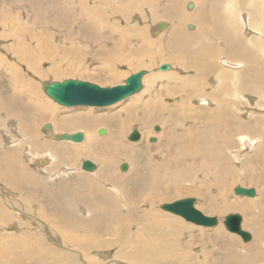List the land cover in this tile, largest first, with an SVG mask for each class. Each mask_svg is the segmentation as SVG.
<instances>
[{
	"label": "rangeland",
	"instance_id": "374dc122",
	"mask_svg": "<svg viewBox=\"0 0 264 264\" xmlns=\"http://www.w3.org/2000/svg\"><path fill=\"white\" fill-rule=\"evenodd\" d=\"M138 1L141 3L139 11H133L134 13L131 14L132 16L136 14V16L138 15L140 17L139 23H137L138 21H133L135 17L133 18L131 14L123 17L122 15L120 16L119 12H114V15L107 12L111 10L109 3H111V6H114L112 7L113 9H118L119 6H129L130 3H134L131 0H0V15L3 17L2 21H0V156L5 160V163H8V158L17 160L21 173L31 175L33 178L42 182L40 183L41 186L30 182L22 185L16 176L18 180L13 179L7 183V181L2 179L5 178V175L1 172L0 167V264H48L51 260L54 261L50 264H220L223 260H228L229 257L239 260L240 258L233 256L229 252L233 250L220 240L221 236L214 237L218 229L224 235L235 239L239 245H246L248 242H251L253 233L252 230L246 227V224L249 223L247 213L240 209H225L222 212L217 211L220 205L219 192L221 188L215 180L221 174L223 176V179H221L224 183L229 181L223 189L224 199L227 203L240 202L242 199L246 201L257 199L259 187L256 184H248V181L251 179L249 166L252 164V155L257 150H260L261 142L264 140L263 122L261 124L263 136H257L244 127L239 130H237L238 128L235 129L230 134L232 145L224 148L223 154L220 155L222 158L216 164L214 161L208 160L205 153H199L198 156L185 161L181 159L175 160L174 158L177 155L179 157L183 156V150L186 147L205 140L199 137L203 132L204 123L210 127L211 123L216 122L217 133H222L221 136H223L224 130L221 126V120L216 113H205L203 110L205 106L195 105L197 103L195 96L194 98L188 99L186 106L181 105V102L184 101L178 96L176 98H168L166 96L171 95L168 91L172 88V83H177L178 80L176 78L189 77V75L198 73L202 67L204 69L207 68L211 73L216 74L220 72V68L216 63L217 59L222 56L229 58L230 61H242L244 63L248 76L245 74V70L243 71V67L239 68L237 70V80L241 84L239 88H245L246 84L251 82L252 77L264 75V56L261 54L263 42L253 41L252 46L254 48L258 47L259 49V51H256L254 58L231 57L229 53L242 54L225 49L229 45L226 44L224 38L220 36L211 37L203 34V32L210 30L211 26H213V19L216 14V11H214L211 23L206 24L204 20L198 18L195 22L182 23L179 28L188 39L194 37L191 35L195 34L196 36L201 32L200 34H203L204 38L198 35L197 38H203V41L219 42L222 40L224 45H219L215 54L207 55L202 45L197 46L194 44L193 51L191 52L182 51L180 48L177 49L181 53V58L183 56L191 57L192 60L190 61L183 60L179 62L174 58L175 62L172 59L171 53L167 50L163 51V49V55H158L152 60L153 64L155 63L154 66L152 64L149 67L142 63L143 66L136 67L138 62L136 60L134 62L132 59L117 62L111 54L116 55L119 52L108 50H112L113 47L111 46H119L117 39V31L119 28L129 30L131 24L134 25L133 27L145 25L144 50L152 51L155 56L158 54L159 49L156 45L151 47L153 42L162 40L159 45H162L164 42L166 43L167 40L164 39L166 31L174 26L177 27V20L169 18L173 5L180 7L181 12L185 10L183 12L185 14H195L198 10L197 0H195L196 5L194 0H174L173 4L172 2H168V0H155L153 7H148L144 0ZM215 1L217 0H213V2ZM245 1L246 5H243L242 8L248 10L250 3L249 0ZM232 2L235 3V0H232ZM223 3L226 6V10L228 8L231 9L229 4L227 6V0H224ZM218 11L221 13V8ZM101 12L106 14L103 20L99 19ZM227 13L230 12H223L225 18ZM230 14L233 16L232 13ZM160 16L164 17L159 18ZM104 20L106 22L103 25ZM157 20L164 21L166 27L158 36L153 37L150 32V27L152 24L158 22ZM87 21L91 24H87ZM187 24H191L193 28L188 29ZM258 24L261 25V22L259 21ZM94 26H96L97 32L93 34L92 28ZM196 26L200 27V29L195 31V33H191L197 29ZM184 28L189 32H186ZM214 30L219 35L218 29L215 28ZM89 31L91 33L88 35L92 37L91 40L83 35ZM134 38V36L129 38L130 40L132 39L131 43L128 41L130 43V49H136L135 46L139 45V43H136L138 40L136 39V41ZM128 51L129 49L125 52L123 51L124 57L130 56ZM245 53H247V49ZM259 56H263V58L260 59L258 58ZM148 57H146L147 61L150 58ZM195 57L198 58L193 61ZM207 59L213 62L211 67L206 66L204 60ZM165 63L170 66V70L168 71H173L170 76H168L167 70L161 71L158 69L160 65ZM108 66H113V70L120 74L115 80L105 78V72L109 68ZM139 69H148L147 74L142 79L141 90L122 101L106 107H65L55 102L43 92V83L62 81L68 78L85 79L84 81L89 80L88 82L96 83L104 87L122 84L128 75ZM222 69L227 74L221 76V86L231 89L229 83H231V75L235 71L225 68ZM156 71L161 73L158 74ZM163 72L165 73L162 74ZM198 80L202 81L201 78ZM208 86L204 88L206 89L205 91L204 89L202 90V93L208 92ZM240 89L239 91L247 97L254 98V95L257 94L250 92V88L248 91L246 90L248 93ZM213 90H210L205 95L212 94V92L215 93ZM215 91L217 90L215 89ZM199 93H201V90L196 95ZM230 94L228 93V96ZM262 96H264L263 93ZM261 99L263 101L260 102L263 103L264 98ZM145 100H155L156 104L158 106L160 105V110L166 109V114H161L163 116L161 120L157 119L153 123L150 122L151 124L148 130L140 123V120L145 115L144 110L141 111V116L137 117V114H134V116L128 118L123 123L126 129L121 136L122 139H120L119 142L121 143L119 144L122 150H127L130 158L124 155V159L123 154L118 155L119 149H112L107 145L105 148L107 155L106 153L102 154L99 147H95L92 149V155L90 157H80L82 156L81 153L80 156L77 155L75 161L72 160L70 162L66 158L59 157V155L48 147H60L64 146V143L76 145L67 140H58L55 138L56 135L53 137L55 140L51 139L49 130L43 129V125L46 124H50L52 130L55 127L61 128L60 121L74 115H83L86 118L85 127H72L69 129L72 132L78 129L85 130L86 132L85 142L76 146L89 145L90 143L97 144L109 138L110 141L114 140V138H117L116 132L121 125L114 121L111 124L107 122L96 123L94 118L109 119L115 116L118 120H122V111L129 104L134 103V106L138 102L135 110L144 109L141 106L149 108ZM224 101H229L233 106L238 105V102L230 96L226 100L224 99ZM3 102H7V109L2 107ZM43 105L45 108L51 109V112L48 109L43 111L37 110L38 107L42 108ZM229 107L232 106L230 105ZM238 108L239 106L236 108L233 107L229 111L237 123L252 126L258 121L255 118L260 114L241 115L237 113ZM10 109H13L12 114L8 111ZM173 111L178 115L176 119L175 117H171V112ZM37 112L39 113L37 114ZM197 112H204L205 117L201 118ZM211 119L213 120L211 121ZM204 120L205 122L203 123ZM28 123L35 127V135L32 141H29L25 137V135L31 136L27 131L26 124ZM101 126L106 128L107 132L103 136L97 134V129ZM155 126H159L160 130H154ZM14 128H17L16 130L20 131V134H23V136L21 137L13 133ZM134 128L140 132V139L138 141H130L127 139L128 134ZM230 128H234V125ZM71 131L63 132L70 133ZM57 132L59 133L60 131ZM170 132L176 135V138L173 139L175 144H172L171 147L167 144V136ZM191 132H194L192 134L197 138L195 142L190 139L192 137L189 136L190 138H188V133L191 135ZM82 133L84 135V132ZM171 133L170 135L172 137ZM241 134L256 138L257 143L241 160H236L231 156L230 151L239 147L238 136ZM152 137L156 138V141L150 142L149 138ZM214 138H216L214 141L206 139V144H210V152L215 151L218 153L221 151L220 146L222 145L223 139H218V136ZM247 145L249 150L253 147L249 143ZM76 148L79 150L84 149L82 147ZM46 151L55 157L54 161H51L52 165L48 166L47 170L44 171L43 169L44 172L42 170L38 171L33 158L41 154L43 155V152L45 153ZM98 152H101L100 154L105 156L102 157L105 163L110 162L112 170L110 182H107L108 180L99 181L97 179L103 173L101 169H96V166L98 168L101 167L100 162L94 155ZM108 153L110 156H108ZM209 157L211 159L213 155L209 154ZM145 158L147 160L149 158V161ZM205 159H207L213 169L208 175H202L199 170H186L187 166H193L194 162L201 163ZM84 160L94 161V170H96L92 172L82 169V161ZM5 163L3 164L5 165ZM123 163L127 165V169L121 171L120 166ZM63 165L68 166L74 171H66L65 169L62 171ZM6 166L8 167V165ZM148 167L154 168L153 173L157 177H167L166 179H169V181L165 180L164 182L167 186L165 184V187L156 186L158 189L153 185L150 187L152 182L150 178H147L146 185H141L138 179L145 172L149 175ZM74 168H76L77 172ZM218 169H222V171H219L217 174L216 171ZM228 170L230 173H227ZM153 173L151 172L150 175ZM85 175H89L91 177L90 179H93L92 182L85 184L84 182H79V177L85 179ZM226 175L227 177H225ZM153 182H155V179ZM156 182L161 183L162 179L158 178ZM61 185H63L61 189L66 186L72 190L69 195L74 198V200H69L70 198L67 195L58 193L57 198L71 208L67 212H65V207L55 212L51 203V197L49 196V192L51 193V191L56 189L59 190ZM235 186L252 187L256 190V194L253 197L236 195L233 193ZM87 187H96L94 190L97 193L102 190L106 192L103 200L100 199V202L103 201L104 203L92 206L91 203L94 201L93 197L95 193L94 190H88ZM123 188L127 190L125 196ZM77 192L85 197L76 199ZM92 192L94 194H91ZM190 197L195 199L194 206L202 213L218 219L216 226L204 227L194 223L192 224L180 216L164 211L160 207L164 203ZM207 206L214 211H208ZM113 207L117 210L118 214L123 216L124 223L122 222V228H119L115 223L99 219V216L102 215L108 218L112 212L110 209ZM93 209H96L95 211H98V213H94ZM230 213H239L242 216V229H245L252 236L249 241L244 242L239 235L226 230L223 220ZM67 216H72V219ZM92 219L95 227L86 228L83 221ZM168 219H171L175 223V228ZM111 224L113 225L112 231L108 232V226ZM137 232V238L131 241L129 238H132ZM177 233L179 234L177 235ZM124 236L126 237L127 243L121 250L128 251L130 249L133 251V254L126 255L123 251L124 255L122 258L118 256L120 252L114 243L115 241L120 242ZM148 238L153 240L155 243L154 247L151 246L152 243ZM164 241L167 243L169 241L170 244H163ZM98 242H107L108 247L100 248L101 246L97 244ZM29 247H32V250L28 254L30 256L26 258L23 255L22 249ZM245 248L243 247L244 252H247H245V255L238 248L234 252L238 256H247L250 260L255 259L252 264H262L264 262L263 245L260 244L258 246L259 249L257 248L256 250H245ZM53 252H56L57 255L59 254L57 259ZM128 257H134L138 261L146 259L147 263H133L128 261Z\"/></svg>",
	"mask_w": 264,
	"mask_h": 264
},
{
	"label": "bare ground",
	"instance_id": "6f19581e",
	"mask_svg": "<svg viewBox=\"0 0 264 264\" xmlns=\"http://www.w3.org/2000/svg\"><path fill=\"white\" fill-rule=\"evenodd\" d=\"M131 1H133L134 3H132V4L130 3L129 6H125V5L119 6L118 9H113L112 7H114V6H111V3H109V7L111 8V10H108L107 12L112 13V14L114 12L115 13L119 12L120 16L122 15L123 17H127L131 13L133 14L135 11H139V7H140V4H141L138 0H131ZM144 1L146 2V5L148 7H150V6L153 7V5L155 3V0H144ZM168 2H172V4H173L174 0H168ZM223 2H224V0H217L215 2H213V0H197L198 10L196 11L195 14H193V13L185 14V13H183L185 10L183 12H181V10L179 9L180 7H177L176 5H173V8L170 11L169 18H173V19L177 20V27L174 26L173 28H171V29L166 31V35H165V38H164V39L167 40L166 43L164 42L162 45H159V43L162 40H159L158 42H153L151 47L156 45V46H158L157 48L159 49L158 54L155 55V56H154V53H152V51H145L144 50L145 25H142L141 27H138V26L133 27L134 25L131 24V27H129V30H125L126 28H119L118 31L116 30L117 33H118V38L117 39L119 41L118 42L119 46L118 47L111 46V47H113L112 50H108V49L107 50L108 51H112V52H114V51H118L119 52V54H116V55L115 54H111V56L114 57L113 59H116L117 62L126 61L125 59H130V60L132 59V60H134V62L136 60V62H138L136 67L143 66V64L146 65V66H149V67L152 66V64H153L152 60L154 59V57H157L158 55L162 56L163 55V51H166V50L171 53L173 60L175 58L179 62H181L183 60L190 61V60H192L191 57H184L183 56L181 58V56H180L181 53L178 52L177 49L180 48V49H182V51L191 52V51H193V45L196 44L197 46L202 45L203 49L206 50L205 53H207V55H213V54L216 53V49H218L219 45H224V42L222 40H220L219 42L218 41H208V42L203 41V38H204L203 34H204L206 36H211V37L220 36L221 38H224L225 41H226V44L229 45L225 49H228V50H230L232 52H236V53L242 54V55H238V54L229 53V55L231 57H234V58H238V57H251V58H254L256 51H259V49H258V47L254 48L252 46L253 41H257V42L262 41L263 42V49L261 51V54L264 56V0H249L250 5L248 6V10L242 8L243 5H246V1L245 0H235V3H233L232 0H227V6L229 4L230 7H231V9L228 8V10L225 9L226 6L224 5ZM194 3L196 5V1ZM219 8H221V13H219V11H218ZM144 9L146 10V8H144ZM214 11H216V14H215V18L213 19V26H211L210 30H208L206 32H203V34H200L201 32H199L197 34L198 36H203V38L198 39L197 35L195 36V34H193L191 36H194V37L188 39L181 32L179 26L182 23H184V22L185 23L190 22V21L195 22L198 18H201L202 20H204V23H206V24L207 23H211ZM227 11L232 13L233 16L230 13H227L226 14V18H225L223 16V12H227ZM132 14H131V16H132ZM105 15L106 14H104V12L103 13L101 12L99 19L103 20V18H105ZM0 17H1L0 21H2L3 17L1 15H0ZM132 17L133 18L135 17V20L133 19L134 22L138 21L137 23H139L140 17H138V15L136 16V14H135ZM161 17H164V16H160L159 18H161ZM157 21L158 22L152 24L151 27H150V32L153 35V37L158 36L161 31L165 30V27H166V23L164 21H162V20L161 21L157 20ZM259 21L261 22V25L258 24ZM105 22L106 21L104 20L103 25H104ZM141 22L143 23V21H141ZM88 23L91 24L90 22L87 21V24ZM129 24H130V22H129ZM10 26H12V25H10ZM94 27H95V29H94ZM94 27L92 28V33L93 34L95 32H97L96 26H94ZM196 27H197V29H195L191 33H195V31L200 29V27H198V26H196ZM187 28L188 29H192L193 26L191 24H187ZM215 28L218 29L219 35L214 30ZM184 29H185L186 32H189L188 30H186V28H184ZM238 30H239V33H238ZM89 33H91V32L89 31L88 33H85L83 35H84V37H87V39L91 40L92 37L88 35ZM242 34H243V36H242ZM111 35H112V33H111ZM131 36H134L135 37L134 39L138 40V41L136 40L137 41L136 43H139V45L137 44L138 46H135L136 49H130L129 45L132 42V39L130 40L129 38ZM101 39H103V38H101ZM101 41H103V40H101ZM128 41H130V43ZM128 49H129L128 54H130V56L129 57H124L123 51L125 52ZM246 49H247L248 55H247V53L244 54ZM223 50H224V48H223ZM203 56H204V54H203ZM263 56H259L258 58L261 59V58H263ZM146 57L149 58L148 61L146 60ZM198 57H195V59L193 61H195ZM204 61H205V64H206L207 67H211V64L213 63L212 61H210L209 59L204 60ZM74 63H75V61H74ZM154 64H153V66H154ZM216 64L220 68V72H217L216 74L215 73H211L207 68L204 69L202 67L201 70L198 73L189 75V77L185 76V77L176 78L178 80L177 81L175 79L177 81V83H174V84L172 83V88H170V90L168 91L171 95H167L166 94L167 95L166 97H168V98L169 97H175L176 98L178 96L182 101L185 102V104H183L184 102H181L182 103L181 105L182 106H186V102L188 103V99L189 98H194V96H195V100H197V103L195 102L196 103L195 105L205 106V107H203V110L205 111V113H216L217 114V116L221 120L222 129L224 130L223 136H221L222 133H217L218 130H217L216 122L211 123L210 127H209V126L205 125V123H204L205 120H204L203 121V123H204L203 132L199 135V137L202 138V139H205V140L202 141V142H198V143H196L194 145H190V146L186 147L183 150V156L184 157L183 156L179 157L178 155L177 156L175 155L176 156V158H174L175 160H180L181 159L182 161H185V160H188L189 158H194V157L198 156L199 153H205L207 155L206 158L208 160L214 161V163L216 164V163H218L221 160L222 157L220 155L223 154L224 148L230 147L232 145L231 135L230 134L233 133V131L235 129L238 128L237 130H239V129H242L244 127L246 129H248L250 132H252L255 135H257V136H263V132L261 131V124L263 122V125H264V102L261 103L260 101H263V99H261V98H264V96H262V93L264 94V75L252 77L251 82L247 83L245 88H241L240 89L239 85H241V84L237 80V77H238L237 70L239 68L243 67V71L245 70L244 72L248 76V72L246 71L247 68L245 69L244 63L242 61H230V59L222 56V57H219L217 59V63ZM158 65H159V63H158ZM245 66H246V64H245ZM108 67L109 68L105 72V78H110V79L115 80L120 74L116 73L113 70V66H111V67L108 66ZM156 67H158V66H156ZM159 67H158V69H159ZM221 67L225 68V69H230V70L235 71V72L232 73V75H231L232 76L231 83H229V87H231V89H229L227 87L224 88V87L221 86V83H222L221 76L227 74L226 71L224 69H222ZM56 69H57V67H56ZM143 70H145L146 74H147V72H148L147 70L148 69L147 70L143 69ZM168 70H170V69H168ZM168 70L166 72H168L169 75L167 73H166V75H168V76H170V74L172 75L173 71H171L172 72L171 73ZM241 71H242V69H241ZM156 72L158 73V71H156ZM242 72H240V73H242ZM160 73H158V74H160ZM164 73L165 72H163L162 74H164ZM59 74H61V73H59ZM245 74H243V75H245ZM156 76H157V74H156ZM158 76L160 77V75H158ZM194 77H196V79H194ZM161 78H162V76H161ZM199 78H201L202 81L198 80ZM199 81H200V83L197 84ZM208 82H209V84H208ZM45 83H48V82H45ZM116 85H118V84H116ZM207 85H209L208 86V88H209L208 92L210 90L214 89L213 91L215 93L212 92V94H209V95L207 94L208 96L205 95L208 92L202 93V90ZM113 86H115V85H113ZM200 88H202V89H200ZM249 88H250V92H254V94L257 93L258 95L256 94V95H254V98L253 97L251 98V97H247L246 95H243L242 92L239 91V89L241 91H246V90L248 91ZM215 89L217 91H215ZM22 90H23V88H22ZM199 90H201V93L196 95V93ZM205 90L206 89H204V91ZM219 91H220L221 94L219 93ZM43 92H44V83H43ZM228 93H231L229 96L232 99H234V100H236L238 102L237 106H239V108L237 109V113H240L241 115L242 114H246V116L247 115H251L253 113H258L260 115L256 116V118H255V120H258V121L255 122L252 126H247V125H243V124L237 123V121L235 120L233 115L231 113H229V111L233 107L236 108L237 106H235V105L233 106L232 103H230L229 101H224V99L226 100L227 97H229ZM157 94H158V92H157ZM27 95H29V94L27 93ZM30 97H31V95H30ZM177 101H178V99H177ZM134 102H136V100H134ZM145 103L147 104V106L149 108L141 106L144 109H138V110H135L137 108V106H138V102L134 106H133L134 103H132L131 105L129 104V106L125 107L124 111H122V116H123L122 120H118L117 117H115V116H112L109 119L100 118V117L94 118V121L96 123L107 122V123L111 124L114 121L115 123H118V124L121 125L118 128L117 132H116L117 133V138H114V140H111V141H110V138H109L108 140H102V141H100L97 144L96 143L95 144L94 143H90L89 145L87 144V145H82V146H76V145H80V143L85 142L86 132H85V130H81V129H78V130H75L74 132H72L69 129L72 128V127H77V128L82 127V126L85 127L86 118L83 115H74V116H71L69 118L63 119L62 121H60L61 128L55 127V129L52 130V126L50 124H46V125H43V129L44 130H49L51 139H54L53 137L56 135L55 138L58 139V140H67V141H69L71 143L76 144V145H65L66 143L62 142V143H64V146H60V147H55L54 148V150L56 152H58V153H60L62 155H66L63 158H66L70 162H72V160L75 161V159H77V155L80 156L81 153H82V156H80V157H90L92 155V149L95 148V147H99L101 149L102 154L106 153V155H107V152L105 151V148H106L107 145L109 147H111L112 149H119L118 155L119 154L120 155L123 154V156L125 155V156L129 157L128 156L129 153L127 152V150H122L121 146L119 144V143H121V142H119L120 139H122L121 136H122L123 132L126 129V126L123 123L126 122L128 120V118L134 116V114L135 115L137 114V117L141 116L142 115L141 111L144 110L145 115H144L143 119L140 120V123L148 130L149 125L151 123H153V121L155 122V121H157V119L161 120L162 117H163V116H161V114H163V115L166 114V109L160 110V105L158 106V104H156L155 100H153V101L145 100ZM230 105L232 107H229ZM167 106H168V104H167ZM87 107H89V106H87ZM35 108H37V107H35ZM37 109H38V111H43V110H46L48 108H45V106L43 105L42 108L38 107ZM49 111L51 112V109ZM38 113L39 112H37V114ZM197 113H198V115L201 118L205 117L204 116V112L203 113L197 112ZM177 116L178 115L175 113V111L171 112V117H175V119H176ZM195 117H196V115H195ZM212 120L213 119H211V121ZM26 125H27V128H28L30 126V123H28ZM232 125H234V128H230ZM53 128H54V126H53ZM100 128H103L105 130V134L107 133L106 132V128L101 126V127H98L97 134H98V130ZM16 129L15 128L13 129V133H15L16 135L22 137L23 134L21 135L20 131H18ZM134 129H136V128H134ZM263 130H264V128H263ZM56 131H60V132L56 133ZM63 131H71L72 133L71 132L70 133H64ZM82 132H84V135H83ZM75 133H81L82 134L81 138L78 139V141L73 140L70 137V135L75 134ZM130 133L128 134V136L130 135ZM170 133H169L168 136L166 135L167 136V140H168L167 144H168L169 147H171L172 144H175L174 143L175 141L173 139L176 138L175 134L171 133L172 134V137H171ZM192 133H194V132H191L190 133L191 135H189V133H188V138L192 137L190 139H192V141L194 140V142H195L197 140V138ZM210 134H212V135H210ZM128 136H127V139H128ZM206 136H209V137L206 138ZM215 136H218V139H223L222 145L220 146L221 151L218 152V153H216L215 151L210 152V144H206V139H210V141H214L216 139V138H214ZM10 137L12 138V136H10ZM25 137L29 141L31 140L30 139L31 137H29V135L28 136L25 135ZM44 139L46 140V138H44ZM9 140H10V138H9ZM51 143H54V142H51ZM238 143H239V147H237L234 150H231L230 154H231V156L234 159L241 160L244 157V155L248 154V152H250L254 148L255 144L257 143V139L256 138H252V137H250V136H248L246 134H241V135L238 136ZM248 143L253 146L252 148H250V150L247 147ZM205 144H206V146L204 147ZM76 147H82L84 149L79 150ZM101 152H98V153L94 154L95 157L97 158V160L101 164V167L97 168V166H96V169H101L102 172H103L101 177H97V179H99V181L108 180L107 182H110V180L112 178V176H111V172H112L111 165H110V162L109 163H105L104 162L102 157H105V156L101 155L100 154ZM208 153L213 155V157H211V159H210ZM108 156H110L109 153H108ZM125 156H124V159H125ZM38 157H40V158L36 160L37 169H38V171L42 170V172L47 170L48 166L52 165L51 161H53L54 158H55L54 156H52L48 152H45V153L43 152V155L41 154ZM132 159H135V158H132ZM207 159H205L201 163L200 162H194L193 166H187L186 170H190V169H192L193 171L199 170L202 173V175H204V174L208 175L209 172H211L213 169H212L211 164L208 163ZM146 160H145V162H146ZM59 161H60V159H59ZM147 161H149V158H148ZM156 166H157V164H156ZM151 167L150 168L148 167L149 169H147V170H149V175H147V173L145 172L146 174L144 173L143 175L140 176V178L138 179L139 183L141 185H146L147 178H150V179H152L150 187H151V185H153L156 189H158L156 186H159V187H165V185L167 186V184H165L164 182H165V180L169 181V179H166L167 177L166 178H162L160 176L157 177V175L153 173L154 168H151ZM43 169H44V171H43ZM62 169H61L62 171H64V169L66 171L67 170H70V171L73 170V169L71 170L66 165H63ZM74 169L76 171V168H74ZM120 169H121V166H120ZM249 169H250V172H251V179L248 181V184H256L259 187L258 197H257V199H255L253 201H246L245 199H242V201H240V202H236L235 201L236 203H233V202L232 203H227V201H225V199H224V195H223L224 194V190L223 189L225 188V184L227 182H229V181L224 183V181L222 180L223 176L221 174H219L217 176V179L218 178H220V179L218 181H217V179L215 180L216 183L218 182V186L221 188L220 192H219L220 193V205L217 208V211L218 212L219 211L222 212V210H225V209H236V210L240 209V210L244 211L245 213L248 214V219H249V223L246 224V227H248L250 230H252V233H253V238H252L251 242H248V244H246V245H241L240 244L241 245L240 246L235 241V239L231 238L230 236L224 235L223 233H221L222 231L218 229L217 232L215 233L214 237L221 236L220 240L222 242H224L225 244H227L233 250V251H229V252L232 253L233 256H237V257L240 258V260H239L237 258L229 257L228 260H223L220 264H252L255 259L254 260L253 259L250 260L247 256H240V255L238 256V255H236L237 253H235L234 250L236 251V249L238 248L243 253V255H245L246 251L244 252L243 247H246L245 250H249V249H255L256 250L260 244L264 246V140H262V142H261L260 150H257L252 155V164L249 166ZM93 170L94 169L89 170V171L94 172L95 170L94 171ZM219 171H222V169H218L216 171V173L218 174ZM151 172L153 173L152 175H150ZM227 173H230V171L228 170ZM85 176H86L85 179H83V181H80V182H84V184L88 183V182H92L93 179L91 180L90 179L91 177L89 175H85ZM225 177H227V175ZM158 178L162 179L161 183H157L156 182V180ZM2 179L4 181H7L5 178H2ZM154 179H155V182H153ZM41 181H43V180H41ZM8 182L9 181H7V183ZM30 183H34V184H39L40 185V183H42V182L32 180ZM21 184L25 185L26 183H21ZM21 184H20V186H21ZM72 187H74V186H72ZM235 187H237V186H235ZM87 188H88V190H94V188H96V187H87ZM125 188H123V192L125 193L124 196L126 195V191H127L126 190L127 188L126 189ZM234 188H233V193H234ZM247 188H250V187H247ZM64 189H65V191L63 192ZM53 191H55V192L53 193ZM53 191H51V193L49 192V196L51 197V203L53 205L54 211L56 212L59 209H62L63 207H65V212L69 211L71 209L70 206H68L66 204H63L61 202V200L59 198H57V197H58V193H59V194L67 195L70 198L69 200H74V198L70 197L71 195H69V194H71L72 190H70L68 187L64 186L60 190L56 189V190H53ZM94 193L93 192L91 193V194H94V197H93L94 201H93V203H91V205L94 206L95 204H100V203L103 204L104 202L103 201L100 202V199L103 200V197L105 196L106 192H104L102 190L99 193H97V191L94 190ZM76 194H77V197L74 195L76 197V199H78L80 197H85L82 194L81 195L78 194V192ZM119 194H120V192H119ZM89 195H90V193H89ZM143 195H144V193H143ZM232 201H234V200H232ZM95 210L96 209H93V212L94 213H98V211H95ZM110 210H112V212H111V215L108 218H105L102 215V216H99V219L105 220L107 222L115 223V224L118 225L119 228H122L123 216L118 214L117 210L114 209V207L112 209H110ZM208 211H214V210L212 208L208 207ZM226 211H228V210H226ZM67 217L72 219V216H67ZM61 218H62V216H61ZM93 219L92 220H88V221H83V223L85 224L86 228H94L95 227V225L93 223ZM168 221H170L172 223L173 227L175 228V226H176L175 223L171 219H168ZM112 228H113V225L111 224V225L108 226V230L107 231L111 232ZM60 230H62V229H60ZM139 234H141V232H139ZM178 234L179 233H177V235ZM137 236H138V232L136 233V235L134 234L132 236V238H129V239H131V241H133V240H135L137 238ZM148 240L152 243L151 246L154 247L155 243L153 242V240L151 238H148ZM244 242H247V241H244ZM126 243H127V240H126L125 236L121 239L120 242L119 241H115V243H114L116 248H117V250H119V252H120V255H118V256H120L122 258H123L124 253L126 255H132L133 254V251L130 250V249L128 251H126V250L124 251L123 250L124 253L121 250V248L124 247L126 245ZM97 244L101 246L100 248L105 247V246L108 247V243L107 242L106 243L98 242ZM163 244H170V243H169V241H168V243L166 241H164ZM31 250H32V247L22 249L23 255L26 258L29 257L30 255H28V254L31 252ZM248 253H250V252L248 251ZM53 254H54L55 258L57 259L59 254L57 255L56 252H53ZM255 257H256V255H255ZM137 258H139V257H137ZM257 260H258V257H257ZM53 261L54 260H51V262H49L48 264L52 263ZM128 261L133 262V263H145V262L147 263L146 259H142L141 261H138L134 257H128Z\"/></svg>",
	"mask_w": 264,
	"mask_h": 264
},
{
	"label": "water",
	"instance_id": "95a60500",
	"mask_svg": "<svg viewBox=\"0 0 264 264\" xmlns=\"http://www.w3.org/2000/svg\"><path fill=\"white\" fill-rule=\"evenodd\" d=\"M161 71L170 69V66L165 63L160 65ZM146 71L140 69L131 73L122 84L115 86H100L96 83H91L84 80L68 78L62 81H51L44 83V93L53 99L61 106H89V107H106L122 101L137 92L142 88V79ZM154 130H160L159 126H155ZM98 134L103 136L105 130L100 128ZM82 136L81 133L70 135L71 139L78 141ZM140 139V132L133 129L128 140L138 141ZM150 142L156 141V138H149ZM95 165L90 160L82 162L84 170H92ZM127 165L122 164L121 170H126ZM236 195L253 197L256 190L252 187L237 186L234 188ZM194 198H183L170 203H164L161 209L170 212L174 215L182 217L184 220L204 227H214L218 224V219L213 216H208L202 213L194 206ZM223 224L228 232L235 233L241 236L244 241L251 239V234L242 229V216L239 213H230L224 217Z\"/></svg>",
	"mask_w": 264,
	"mask_h": 264
},
{
	"label": "crops",
	"instance_id": "0c3cea01",
	"mask_svg": "<svg viewBox=\"0 0 264 264\" xmlns=\"http://www.w3.org/2000/svg\"><path fill=\"white\" fill-rule=\"evenodd\" d=\"M227 58V57H226ZM229 59V58H228ZM2 107H4L5 109H7V102H3V105H2ZM28 112H29V110H30V108H29V110L28 109H26ZM38 110V109H37ZM9 112H10V114H12L13 113V109H10V110H8ZM30 113V112H29ZM27 131H28V133L29 134H31V140L30 141H32L33 139V137H34V135H35V127H34V125H30L29 127H28V129H27ZM10 145H12V144H10ZM65 145H68V144H65ZM49 148H50V150H52L53 152H55L57 155H59V157H61V158H63V157H65L66 155H62V154H60V153H58V152H56L55 150H54V146H48ZM46 152H48V151H46ZM49 153V152H48ZM69 153V152H68ZM51 154V153H50ZM52 155V154H51ZM40 157H38V156H36V157H34L33 158V161H34V163H35V165H36V168H37V164H36V160L37 159H39ZM85 158H87V157H85ZM54 161V160H53ZM3 163H5V160L0 156V167H1V172L5 175V178H6V180L7 181H9V182H11L13 179H16V180H18L17 178H19V181L21 182V183H28V182H31L32 180H34V181H39L38 179H36V178H33L31 175H25V174H23V173H21L20 171H19V168H18V161L17 160H15V159H12V158H8V163H5V165L3 164ZM6 165H8V167L6 166ZM9 165H11V166H9ZM98 168V167H97ZM16 176H17V178H16ZM80 178V181H83V179L84 178H82V177H79ZM79 181V182H80ZM78 182V181H77ZM63 185H65V184H63ZM63 185H61L60 187H59V190L61 189V187L63 186Z\"/></svg>",
	"mask_w": 264,
	"mask_h": 264
}]
</instances>
